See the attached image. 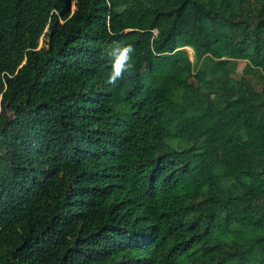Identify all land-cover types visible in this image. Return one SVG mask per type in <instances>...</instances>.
Masks as SVG:
<instances>
[{
    "label": "trees",
    "instance_id": "16d2710c",
    "mask_svg": "<svg viewBox=\"0 0 264 264\" xmlns=\"http://www.w3.org/2000/svg\"><path fill=\"white\" fill-rule=\"evenodd\" d=\"M0 264H264V0H0Z\"/></svg>",
    "mask_w": 264,
    "mask_h": 264
},
{
    "label": "clouds",
    "instance_id": "9594fccd",
    "mask_svg": "<svg viewBox=\"0 0 264 264\" xmlns=\"http://www.w3.org/2000/svg\"><path fill=\"white\" fill-rule=\"evenodd\" d=\"M107 56L110 62V72L105 81L107 85L115 87L119 82L135 75L137 57L133 44L113 42Z\"/></svg>",
    "mask_w": 264,
    "mask_h": 264
},
{
    "label": "rangeland",
    "instance_id": "374dc122",
    "mask_svg": "<svg viewBox=\"0 0 264 264\" xmlns=\"http://www.w3.org/2000/svg\"><path fill=\"white\" fill-rule=\"evenodd\" d=\"M187 50H188V52H189V54H190V56H191V58H192V50L190 49V48H187ZM239 72V71H238Z\"/></svg>",
    "mask_w": 264,
    "mask_h": 264
}]
</instances>
